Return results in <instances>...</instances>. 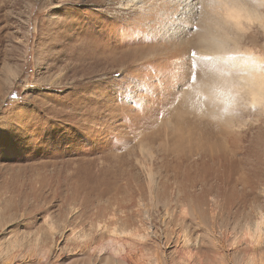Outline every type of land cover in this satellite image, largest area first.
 I'll return each mask as SVG.
<instances>
[{
	"label": "rangeland",
	"instance_id": "374dc122",
	"mask_svg": "<svg viewBox=\"0 0 264 264\" xmlns=\"http://www.w3.org/2000/svg\"><path fill=\"white\" fill-rule=\"evenodd\" d=\"M202 1L0 0V264H264V108Z\"/></svg>",
	"mask_w": 264,
	"mask_h": 264
},
{
	"label": "bare ground",
	"instance_id": "6f19581e",
	"mask_svg": "<svg viewBox=\"0 0 264 264\" xmlns=\"http://www.w3.org/2000/svg\"><path fill=\"white\" fill-rule=\"evenodd\" d=\"M135 2L136 0H126V4L123 6L134 5ZM258 2L264 5V0H258ZM182 3L186 6L185 12H188L189 9L192 10L197 4L195 0H182ZM202 5L206 12L203 20L205 31L198 36V40L201 44L204 43L207 46H205L203 54L212 55L234 50L223 60L221 59L225 61L222 64L226 63L222 66L223 70L233 72V69L237 68L239 72H242L237 84L232 85L229 94L253 107L260 106L264 108L263 60L260 56L251 53L242 60L238 55L240 53L239 45L232 41V35L234 34L228 31L231 28L242 31L244 22H257L264 32L263 17L239 0H203ZM229 41H232V46H229L231 44ZM178 53L182 55V49L174 50L173 54L179 55Z\"/></svg>",
	"mask_w": 264,
	"mask_h": 264
},
{
	"label": "snow or ice",
	"instance_id": "6c2138e0",
	"mask_svg": "<svg viewBox=\"0 0 264 264\" xmlns=\"http://www.w3.org/2000/svg\"><path fill=\"white\" fill-rule=\"evenodd\" d=\"M192 55H193V57H195L196 56V53L193 52ZM206 58L207 59H220V57H206Z\"/></svg>",
	"mask_w": 264,
	"mask_h": 264
}]
</instances>
